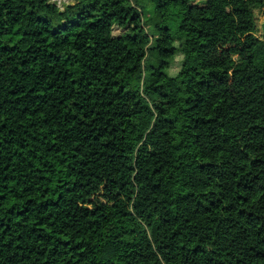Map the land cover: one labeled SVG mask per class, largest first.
Here are the masks:
<instances>
[{
    "label": "trees",
    "instance_id": "16d2710c",
    "mask_svg": "<svg viewBox=\"0 0 264 264\" xmlns=\"http://www.w3.org/2000/svg\"><path fill=\"white\" fill-rule=\"evenodd\" d=\"M258 10L0 0V264H264Z\"/></svg>",
    "mask_w": 264,
    "mask_h": 264
},
{
    "label": "rangeland",
    "instance_id": "374dc122",
    "mask_svg": "<svg viewBox=\"0 0 264 264\" xmlns=\"http://www.w3.org/2000/svg\"><path fill=\"white\" fill-rule=\"evenodd\" d=\"M197 1L199 3H203L206 0H197ZM50 3H55V4L59 5L60 9L63 10L65 5L73 4L74 0H50ZM150 13L151 12H149L148 15H150ZM255 15H256V22H257V28H258V35L260 37H262L264 35V10L256 11ZM173 29H174V27H173ZM123 32L124 31L121 28L117 27L114 30V35L119 36ZM181 65H182V57L178 56L176 58L175 63L171 67L170 74L172 76H176L181 69Z\"/></svg>",
    "mask_w": 264,
    "mask_h": 264
},
{
    "label": "built area",
    "instance_id": "2783aa9c",
    "mask_svg": "<svg viewBox=\"0 0 264 264\" xmlns=\"http://www.w3.org/2000/svg\"><path fill=\"white\" fill-rule=\"evenodd\" d=\"M59 6V5H58ZM60 8V7H59Z\"/></svg>",
    "mask_w": 264,
    "mask_h": 264
}]
</instances>
